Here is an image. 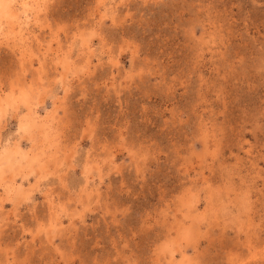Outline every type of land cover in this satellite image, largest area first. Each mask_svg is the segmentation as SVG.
<instances>
[{
  "label": "rangeland",
  "instance_id": "1",
  "mask_svg": "<svg viewBox=\"0 0 264 264\" xmlns=\"http://www.w3.org/2000/svg\"><path fill=\"white\" fill-rule=\"evenodd\" d=\"M31 1L0 0V264H264V0Z\"/></svg>",
  "mask_w": 264,
  "mask_h": 264
},
{
  "label": "bare ground",
  "instance_id": "2",
  "mask_svg": "<svg viewBox=\"0 0 264 264\" xmlns=\"http://www.w3.org/2000/svg\"><path fill=\"white\" fill-rule=\"evenodd\" d=\"M8 1V0H7ZM31 1V0H30ZM27 2V1H26ZM32 2V1H31ZM27 4V3H26ZM25 5V4H24ZM0 6H1V4H0ZM0 9H1V7H0ZM0 101H1V99H0ZM1 104V103H0ZM36 122V121H35ZM31 123V122H30ZM9 189H11L10 187H9Z\"/></svg>",
  "mask_w": 264,
  "mask_h": 264
}]
</instances>
